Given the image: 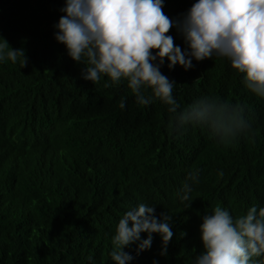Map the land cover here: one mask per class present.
I'll use <instances>...</instances> for the list:
<instances>
[{
    "label": "trees",
    "instance_id": "16d2710c",
    "mask_svg": "<svg viewBox=\"0 0 264 264\" xmlns=\"http://www.w3.org/2000/svg\"><path fill=\"white\" fill-rule=\"evenodd\" d=\"M191 2L166 0L163 10L176 17ZM62 6L0 0V34L29 58L23 68L0 62V264H114L116 225L139 203L168 211L174 236L167 256L158 234L138 256L136 244L126 248L135 257L128 264H194L202 216L215 205L233 215L264 207V99L226 58L193 59L187 71L166 61L161 71L176 81L182 106L205 95L240 102L253 129L228 145L204 126L177 133L161 101L140 106L126 84L104 88L107 77L95 85L82 78L83 65L54 38ZM170 34L185 47L175 29ZM194 168L199 183L185 209L181 189Z\"/></svg>",
    "mask_w": 264,
    "mask_h": 264
},
{
    "label": "clouds",
    "instance_id": "9594fccd",
    "mask_svg": "<svg viewBox=\"0 0 264 264\" xmlns=\"http://www.w3.org/2000/svg\"><path fill=\"white\" fill-rule=\"evenodd\" d=\"M166 0H63V15L53 25L54 38L67 54L82 64L81 75L94 85L104 77V88L126 84L140 106L154 100L167 106L170 127L177 133L188 126L207 127L219 143L228 145L252 132L247 106L219 96L205 95L182 106L175 98V80L161 68L177 65L186 71L215 57L226 58L242 74L247 90L264 99V0H192L176 17L164 12ZM175 29L185 47L176 45ZM23 48H13L0 34V62L27 67ZM151 93L150 95L148 93ZM125 98L119 107L124 109ZM200 169L188 173L181 201L189 209L194 201L192 184ZM219 175H223L220 171ZM147 233V238H142ZM202 251L194 264H264V207L252 204L233 215L219 204L202 216ZM161 237V256L168 255L173 239L172 215L156 212L155 205L139 203L118 221L109 253L114 264H128L135 257L126 248L136 244V255L150 250L154 235ZM186 234V233H182ZM92 259L91 256L88 258ZM153 264H159L153 260Z\"/></svg>",
    "mask_w": 264,
    "mask_h": 264
}]
</instances>
